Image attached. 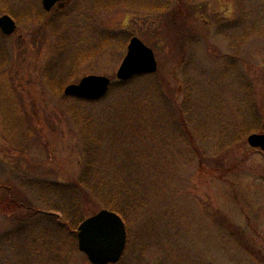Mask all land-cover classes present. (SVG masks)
I'll use <instances>...</instances> for the list:
<instances>
[{"label":"rangeland","instance_id":"obj_1","mask_svg":"<svg viewBox=\"0 0 264 264\" xmlns=\"http://www.w3.org/2000/svg\"><path fill=\"white\" fill-rule=\"evenodd\" d=\"M9 1L7 9L0 2V17L8 11L20 28L0 32V182L79 174L77 122L66 110L75 106L101 119L119 150L140 140L133 134L147 135L146 155L157 161L159 177L127 214L118 264H264V153L247 141L264 134V0H63L67 8L37 27L26 13L42 15V0ZM132 37L153 49L156 78L116 88L97 105H65L52 93L71 75L72 83L89 75L117 83ZM154 83L160 106L130 108L142 116L135 125L114 118L127 114L122 99ZM14 217L0 206V264H34L51 251L57 264H92L59 246L21 255Z\"/></svg>","mask_w":264,"mask_h":264},{"label":"trees","instance_id":"obj_2","mask_svg":"<svg viewBox=\"0 0 264 264\" xmlns=\"http://www.w3.org/2000/svg\"><path fill=\"white\" fill-rule=\"evenodd\" d=\"M182 11L184 9H178V14ZM178 28L182 29L176 24L175 29ZM78 59H80L79 55ZM4 67V64H0V72ZM150 77L151 79L156 78L157 73ZM146 78L147 76H138L128 82L113 83L108 96L96 102L64 95L65 87L74 81L72 75L63 80L59 88L51 86V91L54 95L61 96V101L65 105L70 101L76 105H97L111 98L116 88L126 89L134 82L143 81ZM160 94L161 85L154 83L151 89L144 91L140 97L139 95L129 97V100L125 97L119 105L127 102V114L115 115L114 118L121 119V123L124 121L126 125H133V123L135 125L134 118L138 117L141 120L142 116L141 114L138 116L134 111L131 112L130 108L133 107L134 110L146 108L149 112L146 106L149 102V107H152L153 103L160 106L158 102V100L161 101ZM151 97L152 99L149 100ZM66 110L77 122L78 128L75 134H77L76 141L81 153L79 174L67 180H59L37 173L30 177L20 175L17 182L14 180L0 182V206L3 212L12 213L17 219L18 224L15 225L13 233L19 232L18 237L21 234L19 246H22L19 251L23 253L21 254L23 256H27V252L36 256V253L44 250L42 249L44 246L50 249L59 246L56 248L59 249L61 255L79 251L77 229L85 218L105 208L120 214L126 221L127 214L133 212L131 208L138 204L141 196L148 195L150 190L148 183L159 177L157 166H153L157 161L146 155L152 150L147 149L149 147L147 135L139 132L133 134L135 141V136H139L140 140H142L141 136H145V140L133 142L130 147H120L119 150L115 144L108 141L105 133L107 129L103 127L101 119L96 118L94 114V116L80 115L75 106H68ZM181 116L186 119L184 114ZM141 151L144 153L140 154ZM116 152L122 160L121 167H116L118 161ZM151 165L155 169H151ZM94 209L97 210L94 212ZM13 221L16 222V220ZM4 239L5 241L10 240L7 237ZM21 240L26 241L21 243ZM55 254V251H51L45 254L46 260L35 257L37 261L33 262L34 264H57L58 256L55 257Z\"/></svg>","mask_w":264,"mask_h":264},{"label":"water","instance_id":"obj_3","mask_svg":"<svg viewBox=\"0 0 264 264\" xmlns=\"http://www.w3.org/2000/svg\"><path fill=\"white\" fill-rule=\"evenodd\" d=\"M60 0H43L47 11H50ZM0 28L11 35L16 30V23L10 16L0 18ZM158 71V62L152 48L138 37H133L128 44L117 77L121 81ZM111 79L105 76L90 75L78 84L65 88L66 96L84 100L97 101L104 98L111 87ZM248 143L264 151V134H253ZM128 233L124 220L115 212L102 210L85 219L78 228V247L92 264H117L127 247Z\"/></svg>","mask_w":264,"mask_h":264},{"label":"flooded vegetation","instance_id":"obj_4","mask_svg":"<svg viewBox=\"0 0 264 264\" xmlns=\"http://www.w3.org/2000/svg\"><path fill=\"white\" fill-rule=\"evenodd\" d=\"M0 2H1V4L3 5V7H5L6 9H7V6L8 7H10L11 8V4H13L12 2H10L9 0H0ZM66 5V4H65ZM42 6H43V9H44V13L42 14V15H39V16H37L36 17V14L35 13H33V14H31V13H26V24L29 26L31 23L33 24V25H35L36 27H37V24L38 25H42V23H44L43 21L45 20V15H47V14H50V13H52V11H47L46 9H45V7H44V2H43V0H42ZM67 6H65V8H66ZM64 8V9H65ZM55 9V8H54ZM35 11V10H34ZM33 10H32V12H34ZM3 16H10L14 21H15V23H16V30H15V32L12 34V35H6V34H4L3 32H2V30L0 29V32L2 33V35L3 36H5L6 38L7 37H11V36H14L17 32H18V30H19V28H20V23H19V21L17 20V19H15L14 17H12V15H10L9 13H8V11H6V12H4V14L0 17V18H2ZM37 20V21H36ZM46 23V22H45ZM32 28V27H31ZM20 38H21V36H19ZM260 152L261 153H264L263 151H261L260 150Z\"/></svg>","mask_w":264,"mask_h":264}]
</instances>
